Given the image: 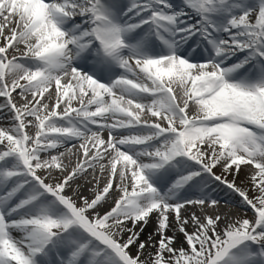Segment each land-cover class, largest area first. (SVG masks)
<instances>
[{"label": "snow or ice", "instance_id": "1", "mask_svg": "<svg viewBox=\"0 0 264 264\" xmlns=\"http://www.w3.org/2000/svg\"><path fill=\"white\" fill-rule=\"evenodd\" d=\"M0 40V264H264V0H0Z\"/></svg>", "mask_w": 264, "mask_h": 264}, {"label": "bare ground", "instance_id": "2", "mask_svg": "<svg viewBox=\"0 0 264 264\" xmlns=\"http://www.w3.org/2000/svg\"><path fill=\"white\" fill-rule=\"evenodd\" d=\"M3 41L0 40V44H2ZM15 53H12L11 50H10V53L9 55H13ZM13 96L16 100H19V97L16 96L15 93H13ZM2 99L3 98H0V102H2ZM10 123L9 120H6V119H0V127H3V126H8ZM29 131H32L31 129H29ZM105 136V135H104ZM107 136H105L106 138ZM73 162L75 163V159H73ZM98 166H97V171H98ZM92 170L89 169V172H91ZM78 183H82L83 181H77ZM101 183H103V179L101 180ZM91 186L90 185H85V187L82 189V193L83 195H86V196H91V192L89 191V188ZM71 191V190H69ZM217 199H219L220 203L217 207V211L219 212V214L222 216V217H228L230 220L233 219L234 217V212L232 210V208L230 206H236V207H240L241 209H245L247 208V206L243 205L240 198L239 197H235L234 199L233 198H229V196L227 195H224V196H218L216 195ZM107 207V206H106ZM224 221H222L223 223ZM154 231H155V223H154V220H150L148 225L144 228L143 232L141 233V236H140V239L142 241H147L149 239V236L153 235L154 234ZM189 231L191 232L192 231V228L189 227ZM172 233H169V235H171ZM178 241H183V237L180 236L178 233ZM153 239L154 240H158L159 237L158 236H153ZM177 247H179V243H177L176 245ZM136 248L133 247L132 248V251L133 252H136ZM151 251H155V249H151Z\"/></svg>", "mask_w": 264, "mask_h": 264}, {"label": "rangeland", "instance_id": "3", "mask_svg": "<svg viewBox=\"0 0 264 264\" xmlns=\"http://www.w3.org/2000/svg\"><path fill=\"white\" fill-rule=\"evenodd\" d=\"M6 34H7V30H6ZM21 49H22V46H21ZM215 171L217 172V174H220V169L219 168L215 169ZM251 172H253L252 166H242L239 175L236 176V184H237V186L245 188V189H250L251 188V181H250V178L246 179V177ZM233 178L234 177L232 175L227 176V179L229 181L233 180ZM103 183H104V180H103ZM103 183H101V186H103ZM255 194L256 193H254L252 191H249L250 197L255 195ZM232 210L235 211L236 213L241 211L240 213L243 215L241 217H237L236 216L232 220H236L238 218H251L252 215H253L252 211L248 207L245 208V209H238L235 206H233Z\"/></svg>", "mask_w": 264, "mask_h": 264}]
</instances>
